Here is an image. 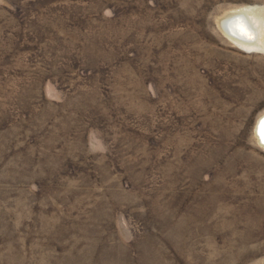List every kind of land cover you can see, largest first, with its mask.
<instances>
[{"label":"rangeland","instance_id":"374dc122","mask_svg":"<svg viewBox=\"0 0 264 264\" xmlns=\"http://www.w3.org/2000/svg\"><path fill=\"white\" fill-rule=\"evenodd\" d=\"M241 9L264 41V0H0V264H264Z\"/></svg>","mask_w":264,"mask_h":264},{"label":"bare ground","instance_id":"6f19581e","mask_svg":"<svg viewBox=\"0 0 264 264\" xmlns=\"http://www.w3.org/2000/svg\"><path fill=\"white\" fill-rule=\"evenodd\" d=\"M219 26L243 48L257 49L264 46L260 25L248 10L229 11L219 20ZM255 128L256 136L264 146V114L258 118Z\"/></svg>","mask_w":264,"mask_h":264}]
</instances>
